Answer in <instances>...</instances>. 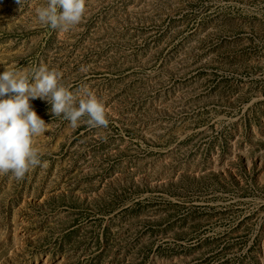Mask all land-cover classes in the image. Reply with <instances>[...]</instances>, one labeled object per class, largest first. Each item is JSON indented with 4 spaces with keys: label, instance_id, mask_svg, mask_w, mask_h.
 <instances>
[{
    "label": "rangeland",
    "instance_id": "374dc122",
    "mask_svg": "<svg viewBox=\"0 0 264 264\" xmlns=\"http://www.w3.org/2000/svg\"><path fill=\"white\" fill-rule=\"evenodd\" d=\"M192 1L88 0L61 32L0 0V73L56 70L110 121L31 101L46 166L0 176V264H264V0Z\"/></svg>",
    "mask_w": 264,
    "mask_h": 264
},
{
    "label": "clouds",
    "instance_id": "9594fccd",
    "mask_svg": "<svg viewBox=\"0 0 264 264\" xmlns=\"http://www.w3.org/2000/svg\"><path fill=\"white\" fill-rule=\"evenodd\" d=\"M20 0H18V3ZM88 0H46L37 8L40 24L68 32L80 25L88 11ZM51 105V114L70 122L72 128L86 122L93 128H107L108 111L102 99L86 86L76 93L62 83V74L40 66L31 78L19 72L0 73V176L22 181L37 167L46 166L35 138L47 131L31 101Z\"/></svg>",
    "mask_w": 264,
    "mask_h": 264
},
{
    "label": "trees",
    "instance_id": "16d2710c",
    "mask_svg": "<svg viewBox=\"0 0 264 264\" xmlns=\"http://www.w3.org/2000/svg\"><path fill=\"white\" fill-rule=\"evenodd\" d=\"M224 1H229V0H224ZM234 1H235V0H234ZM201 3H202L201 0H193V1L189 4L188 8H189L191 11H193V10H194L196 7H198ZM234 15H235V14H234ZM227 16H229V15H227ZM227 16L224 17V18H222V26H221V27H223L224 25H227L229 28L232 27V26H233V27H239V26H240V24H239V22H240V17H232V18H228ZM207 17H208V15L205 16V17H203V21H202V22H204V21L206 20ZM186 19H187V17H183V21L186 20ZM252 20H254V19H252ZM187 24H188V23H187ZM187 24H186V25H187ZM252 24H253V26L256 25V23H254L253 21H252ZM253 26H252V27H253ZM250 42H251V43L253 42V39H252V38L250 39ZM195 182H196V181H195ZM171 184H175V182H172ZM171 184L166 185V186H165L160 192H161V193H165V194H167V195H169V196H173L174 193H175V192H173V191H174L175 189H173V187H172ZM176 185H177V186H185V185H187V186H189V187H191L192 185H194L195 187H198V186H202L203 183H201L200 181H197L196 183L193 184V181H192V180H189L188 183L184 184V183L181 182V180H180V181H178V183H177ZM176 185H175V186H176ZM118 197H119V196H118ZM157 197H158L157 200H158V202L161 203V205L164 204V203H166V204L162 205L163 207H166V208H169V207H170V205H168V204H169V201L166 200V199H164L163 196H157ZM117 200H119V199H117ZM148 202H149V203H148L147 205H140V202H139V201L136 202V203L134 204L133 208H132V209H135L133 213H135V212H137V211H140V210H142V209H144V208L151 207V206H152L151 202H150V201H148ZM162 206H159V207H162ZM172 207H177V206L175 205V206H172Z\"/></svg>",
    "mask_w": 264,
    "mask_h": 264
}]
</instances>
